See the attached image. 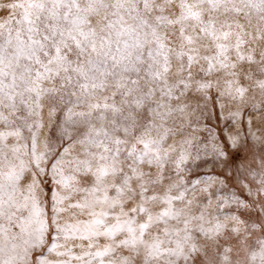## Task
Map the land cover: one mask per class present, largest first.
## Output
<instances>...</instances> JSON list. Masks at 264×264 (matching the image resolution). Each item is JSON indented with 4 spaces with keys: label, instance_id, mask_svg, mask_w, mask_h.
<instances>
[{
    "label": "snow or ice",
    "instance_id": "snow-or-ice-1",
    "mask_svg": "<svg viewBox=\"0 0 264 264\" xmlns=\"http://www.w3.org/2000/svg\"><path fill=\"white\" fill-rule=\"evenodd\" d=\"M210 94L235 110L202 140ZM245 108L264 0H0V264H264Z\"/></svg>",
    "mask_w": 264,
    "mask_h": 264
},
{
    "label": "rangeland",
    "instance_id": "rangeland-1",
    "mask_svg": "<svg viewBox=\"0 0 264 264\" xmlns=\"http://www.w3.org/2000/svg\"><path fill=\"white\" fill-rule=\"evenodd\" d=\"M213 99L209 100L207 102V108L205 110L206 115L205 117L201 118L199 121H194L192 128L187 129L186 131L190 132L193 135H196L200 137L202 140L208 137V131L210 129H217L219 131L223 127L227 126L230 121L222 122V115L227 116L229 110H235V105H228L225 109L223 114H221V111L219 109V103L220 101H217L215 99L214 94ZM203 104L204 102L201 101ZM211 113L210 118L208 117V113ZM251 116L252 118V130L257 132L258 135H261L264 137V114L254 113L250 109L245 108L243 112V116L240 120V131L243 133L247 132V124L246 120L247 118ZM235 129H230V131H234ZM248 145L252 146V140L251 137L248 139ZM211 165H202L199 169H197L192 176L188 177L189 179L199 178V179H205L208 175H216L219 176L221 180H224L225 183L228 184L229 188L233 190H238V185L235 180L229 181L227 179V172L223 169L216 168L214 172H210ZM222 191H227V189H222ZM240 195H244L243 192L239 193ZM227 211V209H226Z\"/></svg>",
    "mask_w": 264,
    "mask_h": 264
}]
</instances>
